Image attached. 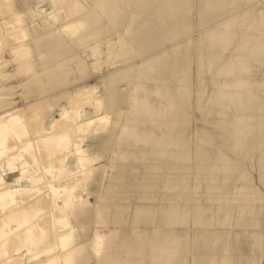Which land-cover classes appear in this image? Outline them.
<instances>
[{
  "label": "bare ground",
  "instance_id": "obj_1",
  "mask_svg": "<svg viewBox=\"0 0 264 264\" xmlns=\"http://www.w3.org/2000/svg\"><path fill=\"white\" fill-rule=\"evenodd\" d=\"M10 1L31 33L15 52L58 59L0 80V135L38 127L34 167L0 173V203L33 195L0 216L15 244L36 264H255L264 0Z\"/></svg>",
  "mask_w": 264,
  "mask_h": 264
},
{
  "label": "rangeland",
  "instance_id": "obj_2",
  "mask_svg": "<svg viewBox=\"0 0 264 264\" xmlns=\"http://www.w3.org/2000/svg\"><path fill=\"white\" fill-rule=\"evenodd\" d=\"M1 2L3 4L4 0H1L0 3ZM8 3H9L8 4L9 7L6 6V4H7L6 2L4 3V6L0 5L1 6L0 7V80L2 82H5V83H7L11 79H16V80L25 79L26 75L32 73V69L34 68L33 67L34 65H37L40 63L49 64L51 62V61L50 62L47 61V59H46L47 53H42L39 55L35 51L28 50L26 53L19 55L15 52V50H18L19 48H21L22 46H25L27 44V42L29 41V38L31 36V33L28 30L23 29L28 23L23 22L24 19L21 18L19 15H17V13H14V12H17V11H14V7L16 5V2L10 1ZM9 9H11V10H9ZM6 10H7V12H6ZM38 15H39L37 17L38 19L43 17V14L39 13ZM51 20H52V18H51ZM53 21L55 23L57 22L55 20H53ZM57 23H59V22H57ZM57 60L58 59L53 60L52 63H50V65L55 64V62ZM68 63H69V61L66 64H68ZM19 68H21L23 70V72L27 73V74H25V75L21 74ZM94 68L97 69V66L90 65L88 67V71H87V75L91 78L92 83H94L96 81L94 76L101 75L103 70H104V69L103 70H101V69L96 70ZM98 68H100V66ZM107 68L108 67H105V70ZM7 72L10 74H13V76H11V78L8 81H6V79H5V77H7V74H8ZM36 73H39V71ZM11 81H9V82H11ZM4 99L5 98H2L3 102H4ZM5 100H7V98ZM3 102L0 101V103H3ZM85 107H87V105ZM33 109H35V107ZM21 121H23V120H21ZM96 122L97 123L95 124V127H94V125L92 126L93 131L94 132H101V128H99L98 130L96 129L99 127L98 126L100 124L99 120H97ZM104 123L105 122H103L101 124V126ZM5 127H6L5 129L7 132L3 131L2 134L0 135L1 141H2V143L0 144V149H1L0 150V173L4 169L5 166H7V168H8V164L9 165L16 164L18 166L20 160L22 161V159L29 161V165H27L28 167H30V168L34 167L33 164L36 163L35 160H36L37 153L34 152L30 147H26V146L30 142V137H31V139L35 137L34 129L37 130L38 127L37 128L34 127V129H33L32 125H30V124L23 125V122L20 123V122H14V121L7 122L5 124ZM33 134H34V136L32 137ZM88 134L92 135L93 133L89 132ZM262 145H264V140L261 143V149H262ZM61 147L62 146H60V148ZM13 148H15V151L10 152V150ZM44 150L45 149L43 148V151ZM41 152H42V150H41ZM41 152H39V155H41ZM263 160H264V157L262 156L261 161H263ZM31 161H32V164H31ZM33 161H35V162H33ZM59 164H61V163H59ZM59 164H57V162H56V165H59ZM263 165H264V161H263ZM38 166H39V168H38L36 174L38 175V177H41V176L44 177V179L42 178L44 183H45V181H47V179H45L46 176H47V178L51 177L53 174L52 172L60 169L59 166H56V168H58V169H56L54 167H50V169H52V172L50 169H48L49 171L47 173V172H44L46 170L45 164H43V165L38 164ZM43 166L45 167V169ZM17 168H18L17 170H19L18 173H20L19 177H21L20 178L21 182H23V183H25V181L29 182L30 173H33L32 170H30L31 172L29 171V172L24 174V172L22 173V170L20 169L21 167L20 168L17 167ZM45 173H47V175ZM260 173H261L260 175L262 177H261V179L258 178L259 181H258L257 187H253V185H245V187L242 189L243 190L242 194H240V195L242 197H245L247 195V193H252V191L254 192V190H255V192L259 193L258 196L263 198V201L259 199V200H256L255 203L262 207L264 205V168L261 169ZM10 181L12 182L11 183L12 185L18 184L17 182H13L14 180L10 179ZM2 182H3V180L0 177V191H2V189H3ZM40 182L41 181H39V184H40ZM40 185H42V184H40ZM85 185H84V187H85ZM84 190L85 189H82V191H84ZM27 195L28 196L30 195L29 192H27ZM27 195H26V197H28ZM31 196L33 197V195H30L29 199L28 198L27 199L31 200L30 199ZM20 197H17L16 200H10L11 198H9V197H8V200L5 198L3 203H0V216L3 215L5 211H8V210H5L6 207H7L6 209H8L10 207L9 210L12 209L13 207L15 208V207H19V206H22L24 208H25V206L28 207V205H27L28 203L27 204L25 203V202H28V200L24 199L25 197H23V198H20ZM23 199H24V201H23ZM233 202H235V200ZM7 205H9V207ZM28 210H31V209L29 208ZM22 215H24V214H22ZM7 217H8V215H7ZM23 218L25 219V217H23ZM4 224H5V227H2ZM0 226H1L0 227V233H1L0 234V243L5 242L4 246L3 245L0 246V257H2L1 260H5V261H2V264H36L35 263L36 261L32 257L30 259L31 254L30 253L27 254V251H25L26 246H24V245H26V240H25L26 237H25L24 233L18 234V236L16 238V240L17 239L18 240H17V243L15 244V232L14 231L11 232V228L17 227L16 222L0 220ZM248 226L249 225L246 224V225H244V228L245 227L249 228ZM239 229H242V227ZM252 229L254 231H256L255 242L257 243V245H256L255 249H253V253L250 256L253 259V261H255V264H264V245H263L264 243L260 242L261 236L259 235V234H264V233H261L264 230V214L261 215V223ZM105 230L106 229H104V231ZM3 234L5 236L8 235L6 240L5 239L3 240V238H1V236ZM263 237H264V235H263ZM222 238H223V236L220 237V239H222ZM16 250H18V251H16ZM18 252H20V253L16 254ZM24 252L26 254H24ZM19 255L21 257H17ZM231 257H232V255H231ZM231 264H233V258L231 260Z\"/></svg>",
  "mask_w": 264,
  "mask_h": 264
}]
</instances>
